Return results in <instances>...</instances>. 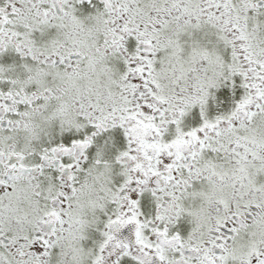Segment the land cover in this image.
<instances>
[{"label": "snow or ice", "instance_id": "6c2138e0", "mask_svg": "<svg viewBox=\"0 0 264 264\" xmlns=\"http://www.w3.org/2000/svg\"><path fill=\"white\" fill-rule=\"evenodd\" d=\"M0 264H264V0H0Z\"/></svg>", "mask_w": 264, "mask_h": 264}]
</instances>
